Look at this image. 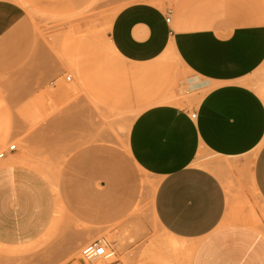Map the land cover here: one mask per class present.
<instances>
[{
	"label": "crops",
	"instance_id": "1",
	"mask_svg": "<svg viewBox=\"0 0 264 264\" xmlns=\"http://www.w3.org/2000/svg\"><path fill=\"white\" fill-rule=\"evenodd\" d=\"M256 1L157 0L120 9L110 21L108 40L129 67L132 98L149 105L132 120L124 145L95 141L74 149L55 187L18 161L17 148L7 155L12 161L0 159V245L37 241L59 209L91 233L113 231L139 205L146 178L155 186L152 208L160 234L141 245L135 264H264V233L229 222L222 182L196 164L202 151L245 160L264 140V98L243 83L264 63V22ZM36 40L29 13L16 1L0 0V150L7 138L23 133L18 72ZM38 81L34 76L28 84L25 100L31 106ZM151 82L181 104L151 105ZM61 92L54 87L55 104ZM30 115L37 113L31 109ZM61 118L81 127L85 115ZM36 136L37 129L31 141ZM252 175L264 203V142Z\"/></svg>",
	"mask_w": 264,
	"mask_h": 264
},
{
	"label": "rangeland",
	"instance_id": "2",
	"mask_svg": "<svg viewBox=\"0 0 264 264\" xmlns=\"http://www.w3.org/2000/svg\"><path fill=\"white\" fill-rule=\"evenodd\" d=\"M10 1L18 2L29 13L37 40L33 54L18 72L24 97L23 133L15 139L7 138L3 149L15 144L20 154L18 161L48 178L49 171L58 173L65 158L83 144L98 141L122 145L128 125L149 103L135 102L131 96L132 80L129 86L127 81L129 67H124V62L109 50L110 21L127 5L138 2L156 5L157 0ZM256 4L264 22V0H257ZM31 76L39 80L32 106L28 98L25 100L30 95ZM245 82L264 97V63ZM54 87L62 89L59 104L51 97ZM31 109L37 113L34 119L30 118ZM79 111L85 115L81 127L77 126V120L61 118L77 115ZM36 129L37 136L31 141L30 133ZM5 158L6 162L13 160L10 156ZM242 160L202 151L196 164L214 173L222 182L227 193L229 222L246 224L264 233V203L254 190ZM221 161L235 166L220 170L216 163ZM3 163L0 161V165ZM75 229H82L86 234L85 240L78 241L77 251H73L74 255L78 253L76 256L68 249L70 252L65 251L66 237L83 232L74 234ZM156 234H160V228L152 217L149 200L141 202L113 231L97 234L60 213L56 223L37 241L10 249L0 245V264H135L141 245ZM100 237L111 243L115 256L108 260L83 259L81 248ZM126 256L133 260L127 261L130 257Z\"/></svg>",
	"mask_w": 264,
	"mask_h": 264
},
{
	"label": "bare ground",
	"instance_id": "3",
	"mask_svg": "<svg viewBox=\"0 0 264 264\" xmlns=\"http://www.w3.org/2000/svg\"><path fill=\"white\" fill-rule=\"evenodd\" d=\"M84 1L86 2L87 0H83V3H84ZM79 3H81V2H79ZM157 4V3H156ZM108 47H109V50L117 57V54H116V52L114 51V49L112 48V46L110 45V43H108ZM69 77V76H68ZM66 79H67V77H66ZM69 79H70V77H69ZM59 80V79H58ZM157 82H159V81H157ZM157 82H155V83H157ZM245 85H246V82H243ZM160 84V83H159ZM152 85H156V84H154V83H152L151 82V84H150V90L148 91V93L149 92H151V93H149L150 95H154L153 96V98H154V100L152 101V99L153 98H151V105L152 104H161V103H168V104H173L174 103V105H176L175 103H176V101H180V103L178 102V104L180 105L181 104V100H177L178 98H177V96L176 95H174L175 97H172V96H169V97H166V96H164V94H163V92L161 93V91H163V89H162V87L161 86H157V87H152ZM157 85H158V83H157ZM158 87H161V88H159L158 89ZM160 92H158L157 93V90ZM160 89H162V90H160ZM166 95V94H165ZM173 95V94H172ZM184 95V94H183ZM182 95V96H183ZM179 96V95H178ZM181 96V97H182ZM185 96H188V95H185ZM184 96V98H186ZM193 96H195V95H193L192 94V96L191 95H189V97H190V99H191V101H193L192 99H195ZM261 96L263 97V94H261ZM180 97V98H181ZM189 97H187L186 98V100H188L189 99ZM264 98V97H263ZM190 99H189V102L191 103V101H190ZM185 100V99H184ZM196 101L198 100V98L196 97V99H195ZM195 101V102H196ZM195 102H193V103H195ZM177 104V105H178ZM129 127H130V125H128V127H127V130H126V136H125V139L122 141V145H124L125 144V140H126V138H127V135H128V131H129ZM101 136H102V134H101ZM264 142V140L255 148V150L254 151H252L249 155H247L246 156V158H245V160H244V165H245V167H246V170L248 171V176H250V180H251V183H252V186H253V188H254V190L256 191V189H255V185H254V183H253V175H252V167H253V161H254V158H255V155H256V152L258 151V149L260 148V146L262 145V143ZM1 161V163H3V161L2 160H0ZM23 161V160H22ZM28 162V161H27ZM41 164V163H40ZM208 165V164H207ZM216 165L218 166V168H220V170H231V168H233L234 166L231 164V163H227V162H217L216 163ZM209 166V165H208ZM49 168V167H48ZM54 168V167H53ZM55 169V168H54ZM53 169V170H54ZM56 177H57V173L56 172H52V171H49V173H48V179H49V181L51 182V184H52V186L53 187H55V183H56ZM144 187H145V190H144V193H143V197H142V200L140 201V203L141 202H143V201H145V200H149L150 201V204H151V212H152V217L154 218V221L156 222V220H155V216H154V213H153V208H152V200H153V193H154V189H155V186L153 185V183L152 182H150L149 180H147L146 178L144 179ZM139 203V204H140ZM137 207H138V205H137ZM60 213H62V214H64L63 213V211H61L60 209L59 210H57V213H56V215H55V218H54V221H53V223H52V225L53 224H55L56 223V221H57V218H58V216H59V214ZM156 224H157V222H156ZM52 225H51V227H52ZM158 225V224H157ZM76 230V229H75ZM74 230V234H75V232H82L83 230L81 229V230H76L75 231ZM83 232H85V231H83ZM73 233V232H72ZM69 234H71V233H69ZM81 235H68L67 237H66V243H65V251H67V252H72V254L74 255V253H73V251L75 252V251H77V249H78V247H79V244H78V241L79 240H82L83 238H82V233H80ZM82 238V239H81ZM172 247L175 249V250H177L178 248H180V244L179 243H177V242H173L172 243ZM7 248H9V247H7ZM10 249V248H9ZM70 250V251H68V250ZM75 249V250H74ZM13 252V251H12ZM10 253V252H9ZM18 253V252H17ZM2 254H5L6 255V253H2ZM1 254V255H2ZM15 253H13V255H14ZM76 255L78 254V253H75ZM12 255V256H13ZM73 255H72V257H73ZM76 255H74V256H76ZM127 257V256H126ZM128 257H130V256H128ZM127 257V258H128ZM134 257V256H133ZM127 261L129 260H133V258L131 259V257H130V259L128 258V259H126Z\"/></svg>",
	"mask_w": 264,
	"mask_h": 264
},
{
	"label": "built area",
	"instance_id": "4",
	"mask_svg": "<svg viewBox=\"0 0 264 264\" xmlns=\"http://www.w3.org/2000/svg\"><path fill=\"white\" fill-rule=\"evenodd\" d=\"M166 22H169V17L166 18ZM66 80H70L69 77H67ZM190 117L195 118L196 113L190 114ZM15 149V144L8 145L5 150L0 152V159H4L8 153L15 151ZM80 254L81 257L87 261L95 259L108 260L115 256V250L105 237H100L86 243L81 248Z\"/></svg>",
	"mask_w": 264,
	"mask_h": 264
}]
</instances>
